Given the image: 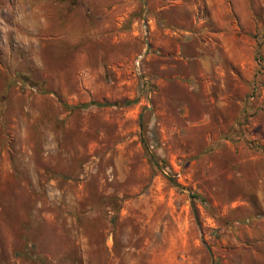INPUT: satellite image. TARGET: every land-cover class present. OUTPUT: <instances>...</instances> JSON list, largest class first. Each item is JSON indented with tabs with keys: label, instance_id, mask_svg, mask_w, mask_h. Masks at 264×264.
Listing matches in <instances>:
<instances>
[{
	"label": "rangeland",
	"instance_id": "rangeland-1",
	"mask_svg": "<svg viewBox=\"0 0 264 264\" xmlns=\"http://www.w3.org/2000/svg\"><path fill=\"white\" fill-rule=\"evenodd\" d=\"M0 264H264V0H0Z\"/></svg>",
	"mask_w": 264,
	"mask_h": 264
},
{
	"label": "built area",
	"instance_id": "built-area-1",
	"mask_svg": "<svg viewBox=\"0 0 264 264\" xmlns=\"http://www.w3.org/2000/svg\"><path fill=\"white\" fill-rule=\"evenodd\" d=\"M140 58H141V55L138 56V59L136 60V65H137V68L139 67V61H140Z\"/></svg>",
	"mask_w": 264,
	"mask_h": 264
}]
</instances>
